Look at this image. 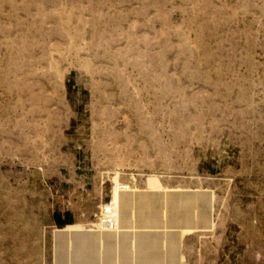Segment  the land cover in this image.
Returning <instances> with one entry per match:
<instances>
[{
    "label": "rangeland",
    "instance_id": "rangeland-1",
    "mask_svg": "<svg viewBox=\"0 0 264 264\" xmlns=\"http://www.w3.org/2000/svg\"><path fill=\"white\" fill-rule=\"evenodd\" d=\"M0 264H264V0H0Z\"/></svg>",
    "mask_w": 264,
    "mask_h": 264
},
{
    "label": "trees",
    "instance_id": "trees-1",
    "mask_svg": "<svg viewBox=\"0 0 264 264\" xmlns=\"http://www.w3.org/2000/svg\"><path fill=\"white\" fill-rule=\"evenodd\" d=\"M65 216L70 217V214L67 213ZM61 213L54 214V223L59 228H65L72 224V221L67 217L65 218Z\"/></svg>",
    "mask_w": 264,
    "mask_h": 264
},
{
    "label": "water",
    "instance_id": "water-1",
    "mask_svg": "<svg viewBox=\"0 0 264 264\" xmlns=\"http://www.w3.org/2000/svg\"><path fill=\"white\" fill-rule=\"evenodd\" d=\"M154 196H158V193H155V192H153L152 193ZM194 196H196V194H193ZM186 227V228H185ZM199 228H197V225H195V224H190L189 226H184V228H178L177 229V231L179 232V249H180V247H181V244H182V236H181V231H183V230H194V231H196V230H198ZM75 235H77L76 233H71V234H67V238L66 239H70V238H73Z\"/></svg>",
    "mask_w": 264,
    "mask_h": 264
}]
</instances>
